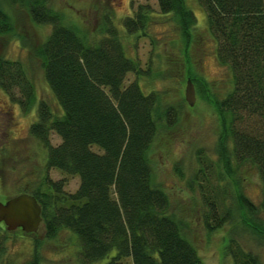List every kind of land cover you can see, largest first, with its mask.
<instances>
[{"label":"trees","instance_id":"16d2710c","mask_svg":"<svg viewBox=\"0 0 264 264\" xmlns=\"http://www.w3.org/2000/svg\"><path fill=\"white\" fill-rule=\"evenodd\" d=\"M186 1L157 0L160 14L172 15L179 34H184L181 53L187 56L191 34L198 27ZM196 1L216 42V59L229 67L233 79L232 91L215 105L233 143L230 152L223 150L221 160L232 182L231 163L257 171L260 203L255 205L241 191L235 202L244 228L263 242L264 0ZM27 7L35 26L51 27L35 56L59 108L56 114L41 103L29 133L45 149L46 170L55 169L80 181L72 195L63 191L64 180L53 182L48 176L37 182L35 190L23 192L39 203L47 239L69 231L78 242L79 264H124L126 260L131 264H203L186 235L187 225L172 213L169 197L153 182L148 153L165 130L178 123L180 114L164 107L158 92L144 93L140 88L138 80L152 76V68L143 71L129 57L123 34L107 25L111 17H105L103 33L88 38L65 27L62 16L46 0H30ZM151 18L149 7H138L132 17L120 22L124 36L145 30ZM9 32V17L0 9V35ZM129 74L135 81L125 86ZM0 89L11 95L12 102L32 103L33 88L21 64L1 57ZM15 95L22 100H14ZM50 133L57 135L58 145H51ZM205 170H200L205 183L204 226L215 231L229 223L232 214L225 188L219 181V188H213ZM8 235L0 224V241ZM226 248L231 264H264L251 247L233 236Z\"/></svg>","mask_w":264,"mask_h":264},{"label":"rangeland","instance_id":"374dc122","mask_svg":"<svg viewBox=\"0 0 264 264\" xmlns=\"http://www.w3.org/2000/svg\"><path fill=\"white\" fill-rule=\"evenodd\" d=\"M29 1L0 0V9L9 17L10 27L9 33L0 35V57L20 63L33 88L32 103L25 106L12 102L11 95L0 89V202L35 190L44 176L53 182L64 180L63 191L67 195L76 193L80 185L76 176L46 170L45 149L29 133L30 126L37 121L41 103L56 114L59 110L44 81L41 61L35 56L49 37L51 27L32 23ZM46 4L62 16L65 27L78 30L88 38L103 33L105 17H111L107 25L123 34L129 57L137 60L143 71L149 66L154 71L152 76L138 80L142 91L158 92L164 107L179 112L178 123L165 130L148 156L154 184L169 197L172 213L187 225L186 235L203 264H231L226 247L232 236L251 247L264 263V241H256L249 235L235 202L237 191H241L258 205L262 200L261 182L251 166L244 164L240 169L231 163L232 182L223 166L221 153L226 149L230 152L233 143L225 134L215 105L232 91L233 79L229 67L220 65L216 59V42L208 32L206 15L197 1H186L198 27L196 34H191L193 41L187 56L181 53L184 34H179L172 15L160 14L157 0H46ZM140 6L151 9V23L140 33L125 37L120 22L132 17ZM188 80L194 90L192 107L184 96ZM133 81L135 76L127 75L125 86ZM20 98L14 96V100ZM49 140L52 146L60 143L55 133H50ZM206 164L210 169L205 170ZM200 170L210 174L211 186L216 190L222 184L226 205L231 208L232 220L215 231L204 226L205 183ZM0 264H79L78 242L65 230L48 239L43 228L33 235L17 230L0 241ZM124 264H131L130 260Z\"/></svg>","mask_w":264,"mask_h":264},{"label":"water","instance_id":"95a60500","mask_svg":"<svg viewBox=\"0 0 264 264\" xmlns=\"http://www.w3.org/2000/svg\"><path fill=\"white\" fill-rule=\"evenodd\" d=\"M185 101L192 107L194 105V90L190 80L187 81ZM0 223L5 225L7 232L21 229L26 234L36 233L41 226V207L37 200L28 194H19L0 202Z\"/></svg>","mask_w":264,"mask_h":264}]
</instances>
